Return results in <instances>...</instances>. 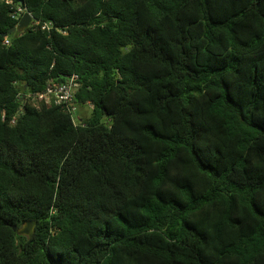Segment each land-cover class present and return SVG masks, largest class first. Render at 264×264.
I'll return each mask as SVG.
<instances>
[{
	"label": "trees",
	"instance_id": "1",
	"mask_svg": "<svg viewBox=\"0 0 264 264\" xmlns=\"http://www.w3.org/2000/svg\"><path fill=\"white\" fill-rule=\"evenodd\" d=\"M0 264H264V0H0Z\"/></svg>",
	"mask_w": 264,
	"mask_h": 264
},
{
	"label": "built area",
	"instance_id": "2",
	"mask_svg": "<svg viewBox=\"0 0 264 264\" xmlns=\"http://www.w3.org/2000/svg\"><path fill=\"white\" fill-rule=\"evenodd\" d=\"M11 15L14 19L19 21L24 13L29 12L27 8L22 6H12ZM32 15V13H30ZM18 23V22H17ZM41 25L42 29H48L52 27V22H43L36 20L32 15V21L28 27H34ZM5 43L8 44L9 40L5 39ZM80 86L79 77L76 74L66 76L64 81L61 82H49L45 89L40 92H28L24 95L30 102L34 104H49L61 107L63 110L70 112L73 116L74 122L79 123L80 119L78 114V105L76 102V92ZM21 112L19 110L18 114ZM18 115L16 114L11 123L14 124L17 121Z\"/></svg>",
	"mask_w": 264,
	"mask_h": 264
},
{
	"label": "water",
	"instance_id": "3",
	"mask_svg": "<svg viewBox=\"0 0 264 264\" xmlns=\"http://www.w3.org/2000/svg\"><path fill=\"white\" fill-rule=\"evenodd\" d=\"M32 21V15L29 12L24 13V15L19 20L18 24L13 26L10 31L4 32L3 36H7L8 34L15 33L17 31H25L29 24ZM38 224L37 219H29L22 226L18 227L16 224L12 225V228L19 234L27 236L28 238H32L36 231V226Z\"/></svg>",
	"mask_w": 264,
	"mask_h": 264
},
{
	"label": "rangeland",
	"instance_id": "4",
	"mask_svg": "<svg viewBox=\"0 0 264 264\" xmlns=\"http://www.w3.org/2000/svg\"><path fill=\"white\" fill-rule=\"evenodd\" d=\"M91 108L92 106L88 103V104H85L84 106H78V114L81 116V115H88L91 113Z\"/></svg>",
	"mask_w": 264,
	"mask_h": 264
},
{
	"label": "clouds",
	"instance_id": "5",
	"mask_svg": "<svg viewBox=\"0 0 264 264\" xmlns=\"http://www.w3.org/2000/svg\"><path fill=\"white\" fill-rule=\"evenodd\" d=\"M18 22H19V21H18ZM17 24H18V23H17ZM17 24H16V25H17Z\"/></svg>",
	"mask_w": 264,
	"mask_h": 264
}]
</instances>
